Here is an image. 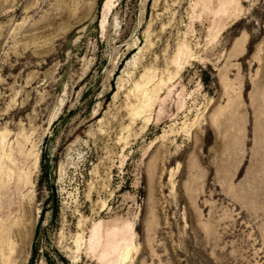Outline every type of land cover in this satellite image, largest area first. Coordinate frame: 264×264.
I'll list each match as a JSON object with an SVG mask.
<instances>
[{"label":"rangeland","instance_id":"rangeland-1","mask_svg":"<svg viewBox=\"0 0 264 264\" xmlns=\"http://www.w3.org/2000/svg\"><path fill=\"white\" fill-rule=\"evenodd\" d=\"M34 246L264 264V0H0V264Z\"/></svg>","mask_w":264,"mask_h":264},{"label":"trees","instance_id":"trees-1","mask_svg":"<svg viewBox=\"0 0 264 264\" xmlns=\"http://www.w3.org/2000/svg\"><path fill=\"white\" fill-rule=\"evenodd\" d=\"M87 96V93H85L84 97ZM45 155L43 156V163H42V168H43V172L44 174H48V166H47V163H45ZM37 254H38V248L36 246L33 247V250H32V255H31V258H30V261L28 264H36V259H37ZM46 260L48 262H50V256L49 254L45 253L44 254Z\"/></svg>","mask_w":264,"mask_h":264},{"label":"bare ground","instance_id":"bare-ground-1","mask_svg":"<svg viewBox=\"0 0 264 264\" xmlns=\"http://www.w3.org/2000/svg\"><path fill=\"white\" fill-rule=\"evenodd\" d=\"M111 5V4H110ZM107 7V6H106Z\"/></svg>","mask_w":264,"mask_h":264}]
</instances>
